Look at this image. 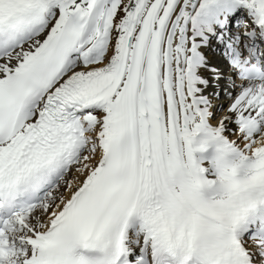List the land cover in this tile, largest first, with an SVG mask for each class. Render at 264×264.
Masks as SVG:
<instances>
[{
    "label": "snow or ice",
    "instance_id": "obj_1",
    "mask_svg": "<svg viewBox=\"0 0 264 264\" xmlns=\"http://www.w3.org/2000/svg\"><path fill=\"white\" fill-rule=\"evenodd\" d=\"M0 264H264V0H0Z\"/></svg>",
    "mask_w": 264,
    "mask_h": 264
},
{
    "label": "bare ground",
    "instance_id": "obj_2",
    "mask_svg": "<svg viewBox=\"0 0 264 264\" xmlns=\"http://www.w3.org/2000/svg\"><path fill=\"white\" fill-rule=\"evenodd\" d=\"M209 152H211V149H208V150H206V153L205 154H207V153H209ZM200 152H198L197 154H199Z\"/></svg>",
    "mask_w": 264,
    "mask_h": 264
}]
</instances>
